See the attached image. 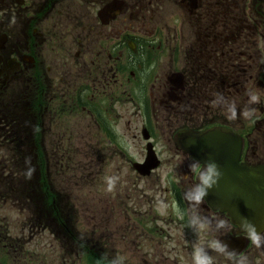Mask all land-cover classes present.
Returning <instances> with one entry per match:
<instances>
[{"label": "flooded vegetation", "instance_id": "flooded-vegetation-1", "mask_svg": "<svg viewBox=\"0 0 264 264\" xmlns=\"http://www.w3.org/2000/svg\"><path fill=\"white\" fill-rule=\"evenodd\" d=\"M249 92L260 102L249 104ZM216 94L235 103L236 120L213 106ZM130 106L137 115L130 113L129 128L136 118L161 165L143 176L135 164L146 160V149L141 159L120 154L141 183L170 167L167 189L156 187L176 208L147 212L150 224L138 221L142 240L164 246L166 237L175 246L174 264H193L198 247L213 264H264V241L257 248L249 240L235 253L232 238L240 235L228 215L207 196L198 205L189 199L199 172L190 171L196 160L176 140L183 130L228 127L242 137V162L264 166V0H0V170H18L20 160L26 169L27 155L36 169H49L51 138L71 136L72 118L80 138L95 140L93 151L114 150V138L125 133L115 128L117 108L131 112ZM246 107L255 110L251 118L241 115ZM160 140L169 144V161ZM145 197L151 207L168 203ZM44 218L32 225L46 228ZM219 220L227 227L217 228ZM128 231L135 245L134 225ZM215 240L226 245L224 253L211 247ZM77 242L88 246L81 236ZM84 251L79 248L81 262Z\"/></svg>", "mask_w": 264, "mask_h": 264}, {"label": "rangeland", "instance_id": "rangeland-1", "mask_svg": "<svg viewBox=\"0 0 264 264\" xmlns=\"http://www.w3.org/2000/svg\"><path fill=\"white\" fill-rule=\"evenodd\" d=\"M117 109L120 117L116 119L115 128L118 134L119 128L125 133L114 138V150L93 151L95 140L85 133L80 138L78 124L72 118L68 123L74 130L71 136L51 138L49 169L35 168L31 180L24 178L26 169L22 160L18 170H0V264H87L79 260L77 240L62 228L63 222H67L76 237L81 236L86 247L108 264L117 256L124 258V264H174L172 251L175 246L166 237L164 246L152 240L143 241L138 222L150 224L149 215L144 216L147 212L163 215L167 210L176 211L169 193L162 194L156 187L158 183L163 191L167 189L166 174L170 167L164 166L157 176L149 178L150 184L136 180L134 170L120 153L141 159L146 142L136 129L139 126L136 118L129 128L130 113L137 115L135 108L132 107L131 112L127 107ZM158 146L163 147V158L169 161L173 154L167 150V141L160 140ZM25 157L34 161L33 155ZM42 158L39 155V159ZM106 177L118 178L112 192L107 191ZM150 194L157 199V195L162 196L161 201L167 198L168 203L151 207L146 204L145 197ZM43 197L55 208L51 211H46L47 206L42 208L44 202L37 201ZM47 214H52V218ZM36 216L45 217L46 228L45 225L41 229L32 225ZM129 224L134 225L135 245L127 241L132 235L128 231Z\"/></svg>", "mask_w": 264, "mask_h": 264}, {"label": "clouds", "instance_id": "clouds-1", "mask_svg": "<svg viewBox=\"0 0 264 264\" xmlns=\"http://www.w3.org/2000/svg\"><path fill=\"white\" fill-rule=\"evenodd\" d=\"M249 104H256L260 102V98L254 92H249ZM224 106L229 113L228 119L229 120H236L238 118L237 113V106L235 103H230L226 100V98L222 94H216V98L213 101V106ZM255 110L250 108H245L241 115L244 118H251L254 115ZM26 171L24 173V178L26 180H31L35 174V166L31 165V157L26 158ZM191 172H199V183H197L192 188V194L189 196V199L194 201L197 205L200 204L204 197L208 195V191L213 187L219 185V181L223 176L222 171L218 163L215 160H210L206 164H204L203 169L201 170V162L193 161L190 165ZM118 178L117 177H106L107 183V191L112 192L115 189L116 183ZM211 225V222L208 224H201V231H204ZM227 227V222L224 220H219L217 224V228H225ZM241 227L243 231L247 233V238L254 244L257 248L262 246V241H264V234L257 232L255 226L247 219L242 221ZM211 247L221 253L226 251V245H220L218 240H215ZM234 253H228L227 256L229 259L234 258ZM110 264H124V258L121 256H117L114 260L110 262ZM193 264H213V258L204 254L202 248H196V251L193 255ZM242 264H245V259H242Z\"/></svg>", "mask_w": 264, "mask_h": 264}, {"label": "water", "instance_id": "water-1", "mask_svg": "<svg viewBox=\"0 0 264 264\" xmlns=\"http://www.w3.org/2000/svg\"><path fill=\"white\" fill-rule=\"evenodd\" d=\"M226 134L229 135L226 142L231 144L234 141V137L229 133ZM226 134L222 132V130H212L208 132L197 133L187 144L182 146L191 150L193 153L200 155L201 157H204L206 154L224 155V151L222 149L226 142H223L222 140L223 136ZM229 151H231V149H229ZM231 157H233V155H231ZM223 163V167L221 163L219 165L220 170L223 173V176L219 181V185L213 187L209 191L217 197L218 201L215 200L217 201V204L222 209L228 211V213L229 205L234 209H240V212L245 215L246 210L248 213H251L252 209L257 206L258 200L262 199L261 187H259V184L255 178H250L247 174L242 175V180L238 182L235 177H237L240 173H234L232 171L226 173L225 162ZM157 165V162L154 164L152 162L150 169L156 167ZM248 173L254 172L251 171ZM228 183H231V185ZM220 197L222 201H219ZM260 216L263 219L264 212H262ZM242 221H244V219H241V222Z\"/></svg>", "mask_w": 264, "mask_h": 264}]
</instances>
